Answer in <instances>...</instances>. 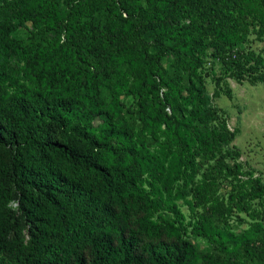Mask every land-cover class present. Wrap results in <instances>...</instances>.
Instances as JSON below:
<instances>
[{
	"label": "trees",
	"instance_id": "obj_1",
	"mask_svg": "<svg viewBox=\"0 0 264 264\" xmlns=\"http://www.w3.org/2000/svg\"><path fill=\"white\" fill-rule=\"evenodd\" d=\"M210 2L19 0L29 42L0 22V264H246L201 255L188 232L264 259L262 222L237 233L215 221L217 211L252 214L264 180L225 160L238 129L202 73L210 56L232 77L251 71L264 82V57L238 47L247 16L264 33V0ZM105 88L135 98L140 127L122 102L104 100ZM53 125L67 142L50 137ZM212 159L231 180L227 201L215 171L198 178Z\"/></svg>",
	"mask_w": 264,
	"mask_h": 264
},
{
	"label": "rangeland",
	"instance_id": "obj_2",
	"mask_svg": "<svg viewBox=\"0 0 264 264\" xmlns=\"http://www.w3.org/2000/svg\"><path fill=\"white\" fill-rule=\"evenodd\" d=\"M199 1L206 5L211 3L210 0ZM18 3L19 0H6L0 3V22L3 20L8 21L12 27L10 33L13 38L24 39L25 42H29L34 28L31 22H20L15 16ZM104 13V9L99 11L98 16L101 21H104ZM253 20L250 16L246 17L248 23L244 29V41L238 47L245 52L254 51L264 57V33L259 32V26L250 24ZM164 67L168 74L173 73L174 61L172 57L164 58ZM257 71L258 73H264V66L259 65ZM202 73L211 95L218 91L219 96H214V102L225 111L223 116L227 125L232 130L238 129L235 139L229 146L223 148V151H227L225 160L232 164L237 159V161L244 164L246 170H252L256 177L259 176L264 180V82L253 81L256 74L255 72L251 73V71L242 78L232 77L222 62L210 56L206 58ZM228 89L231 90L232 98L225 94ZM101 95L106 102H122L124 104L123 114L127 121L135 128L140 127L135 98L132 95H113L107 88L102 90ZM50 137L67 142L62 130L56 125L52 126ZM237 153L239 154L237 155ZM216 163V159L203 161L198 178H201L203 172L215 171L220 181L218 192L220 200L227 201L232 185L231 180L225 178L224 174L217 170ZM177 202L186 215V221L190 220L192 214L185 200L179 199ZM252 205L253 215L234 208L224 217L217 211L214 214L215 221L218 225L231 228L237 233L243 232L255 221L264 224V202L257 199L252 202ZM8 207L19 218L18 226L21 229L22 236L28 240L30 238L29 229L22 221H19L21 212L16 195L10 198ZM196 210L202 211L203 208H196ZM186 237L196 245L201 255L215 259L230 257L232 260H243L246 264H264L263 258L250 256L243 249L240 250V253L226 254L204 236L188 232Z\"/></svg>",
	"mask_w": 264,
	"mask_h": 264
}]
</instances>
